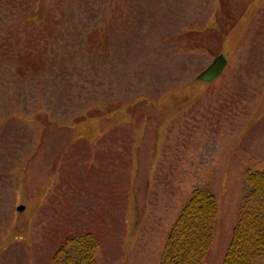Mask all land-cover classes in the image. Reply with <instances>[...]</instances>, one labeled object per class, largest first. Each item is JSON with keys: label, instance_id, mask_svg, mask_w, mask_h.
<instances>
[{"label": "rangeland", "instance_id": "obj_1", "mask_svg": "<svg viewBox=\"0 0 264 264\" xmlns=\"http://www.w3.org/2000/svg\"><path fill=\"white\" fill-rule=\"evenodd\" d=\"M219 53L223 74L195 80ZM84 98L99 110L89 120L134 124L144 162L160 164L138 186L154 188L153 214L119 236L121 256L107 259L91 234L98 264H159L198 187L216 202L202 264H221L244 175L264 171V0H0V264H49L68 238L91 233L68 221V154L52 171Z\"/></svg>", "mask_w": 264, "mask_h": 264}, {"label": "crops", "instance_id": "obj_2", "mask_svg": "<svg viewBox=\"0 0 264 264\" xmlns=\"http://www.w3.org/2000/svg\"><path fill=\"white\" fill-rule=\"evenodd\" d=\"M84 91L87 98L93 88L86 86ZM86 98L70 109L72 117L82 119L80 124L70 126L72 133L70 131L69 137L61 139V142L67 141L68 145L66 150L61 149L57 159L54 157L52 171L57 167L59 158L68 154L72 159L67 165L71 179L69 188L77 208L75 212L68 210L73 214L68 221L81 220L86 224L91 233L98 235L102 241L106 258L114 260L112 257L121 256L122 253V250L115 248L119 236L128 237L135 222L138 224L142 218H150L153 214L147 210L152 208L155 192L151 193L154 188L145 186L147 191L143 194L138 186L143 185L146 179L149 186L150 178L156 176L160 164L155 157L152 161L144 162L145 157L138 145L148 141L136 136L134 124H104V121L89 120L99 110L94 109ZM73 130L77 131V135ZM151 143L155 144V141ZM148 153L157 157L156 153ZM142 208V213H139ZM55 217L58 218V215ZM98 223H103L102 228L95 225ZM108 242L112 243L108 245Z\"/></svg>", "mask_w": 264, "mask_h": 264}, {"label": "trees", "instance_id": "obj_3", "mask_svg": "<svg viewBox=\"0 0 264 264\" xmlns=\"http://www.w3.org/2000/svg\"><path fill=\"white\" fill-rule=\"evenodd\" d=\"M244 180L248 190L221 264H253L264 255V171L246 172ZM215 219L212 193L205 188L194 189L172 226L159 264H202L213 242ZM98 246V240L89 233L73 235L49 264H97Z\"/></svg>", "mask_w": 264, "mask_h": 264}, {"label": "water", "instance_id": "obj_4", "mask_svg": "<svg viewBox=\"0 0 264 264\" xmlns=\"http://www.w3.org/2000/svg\"><path fill=\"white\" fill-rule=\"evenodd\" d=\"M226 59L222 54L216 56L213 61L205 68L198 76L197 80L203 82H212L220 76L226 66ZM23 207H18L17 210H22Z\"/></svg>", "mask_w": 264, "mask_h": 264}]
</instances>
